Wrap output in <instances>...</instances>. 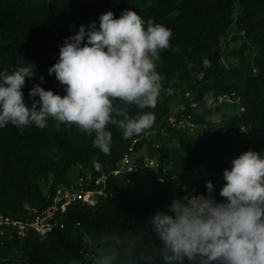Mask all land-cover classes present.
<instances>
[{
  "label": "trees",
  "instance_id": "obj_1",
  "mask_svg": "<svg viewBox=\"0 0 264 264\" xmlns=\"http://www.w3.org/2000/svg\"><path fill=\"white\" fill-rule=\"evenodd\" d=\"M236 1L239 10L232 18L230 11L234 0H179L178 3L175 0H0V72L11 73L18 67L27 66V62L35 65V76L26 78L23 88L25 102L30 104L29 89L33 85L43 87L49 78L55 77V74L48 75V69L58 59L59 46L74 35L80 25L87 26L95 21L98 27L101 14L112 11L119 18L123 11L132 10L144 19L145 26L151 18L171 29V41L179 51L166 53L157 71L165 78L175 75L188 81L190 101L195 102L196 109L189 108L190 101L186 100L185 108L180 112L189 113L190 119L201 125L202 133L172 127L165 118L163 126L154 124L150 129L156 130L152 138H141L136 145L145 143L149 152L155 153L159 162L176 173L195 195L206 194L205 182L210 181L215 188V198L220 201L223 170L230 169L231 160L247 150L264 153V0ZM174 9L176 11L172 13ZM231 22L243 39L240 47L248 50L249 55L238 66L224 69L219 63L217 38L224 26ZM204 60L209 61L210 66L205 67ZM189 63L194 67L189 69ZM193 73L202 75L197 78ZM41 76L44 83L39 80ZM227 78L237 81H226ZM49 90L61 96L65 94L59 83ZM207 90L216 98L235 95L238 110L216 117L206 106L203 93ZM166 98L167 95L162 93V99L154 109L156 118L166 110ZM136 112L133 107L130 115ZM49 124L52 125L51 120ZM167 128L182 144L179 160L199 165L192 173L178 166L172 148L159 142L157 133ZM242 129L246 137L240 136ZM109 130L113 141L110 156L93 148L94 137H91L76 147L63 145L62 154L48 160L46 169L51 174L49 195L44 200L38 198L41 201L38 207L49 201L52 186L67 180V173L74 163L93 164V160L98 159L105 168L114 166L131 139H122L121 131L115 126L110 125ZM16 132L11 124L0 128V209L14 215L19 214L17 209L21 199L29 195L28 187L23 186L20 196L12 201L7 188L9 176L17 165V154L11 148ZM152 141L158 146H152ZM42 142V133H31L26 138L29 147ZM109 183L110 194L98 196L93 205L80 202L68 205L64 210L62 228L53 229L44 236L35 232L22 238L3 236L0 249L18 243L20 259L16 264H83L84 261L79 260L81 252L64 249L70 244L67 234L73 223L78 222L87 238L104 230L121 234L127 231L144 233L151 230L149 222L155 212L168 211L174 199L168 196L170 189H173L175 199L180 198L170 182H161L150 173L139 170L110 175ZM153 239L155 245L160 246V241ZM6 263L0 260V264ZM184 264L188 261L185 260Z\"/></svg>",
  "mask_w": 264,
  "mask_h": 264
},
{
  "label": "clouds",
  "instance_id": "obj_2",
  "mask_svg": "<svg viewBox=\"0 0 264 264\" xmlns=\"http://www.w3.org/2000/svg\"><path fill=\"white\" fill-rule=\"evenodd\" d=\"M171 37V29L151 18L145 26L132 10L119 18L112 11L101 14L98 27L95 21L80 25L59 46L58 59L48 69L63 96L33 85L27 104L23 88L26 78L35 76V65L27 62L11 73L0 72V128L45 129L51 120L56 131L63 126L93 136V148L110 156L109 126L117 127L124 140L144 135L155 124L161 94L171 95L157 71L162 53L179 51ZM203 64L210 66L207 60ZM39 80L45 82L42 76ZM133 107L137 112L130 115ZM230 163L223 170L220 201L206 181V194L192 195L185 187L167 212H155L148 232L104 230L89 236L93 264H264V153L247 150ZM93 166L102 167L98 159Z\"/></svg>",
  "mask_w": 264,
  "mask_h": 264
},
{
  "label": "rangeland",
  "instance_id": "obj_3",
  "mask_svg": "<svg viewBox=\"0 0 264 264\" xmlns=\"http://www.w3.org/2000/svg\"><path fill=\"white\" fill-rule=\"evenodd\" d=\"M179 0H175L178 3ZM239 10V6L236 0H234L232 9L230 11V16L235 17ZM176 9L172 11L174 13ZM86 17V15L84 16ZM242 37L240 32L236 30L234 24L231 22L224 26L222 32L217 38V47L219 49V63L222 68H232L243 63L244 58L249 55L248 50L241 46ZM173 47L174 43L171 41ZM171 50H168L161 54V59L157 62V66L160 67L164 60V55ZM245 69V66L243 68ZM162 74V73H161ZM163 75V74H162ZM164 76V75H163ZM237 81L236 79L227 78L226 81ZM55 77L49 78L45 85L42 87L45 90H49L54 84H57ZM163 86L165 89L171 88V95H167L166 98V110L162 111L161 114L155 120V126H163L165 118L174 117L180 112L181 109L185 108L187 103L186 100H191V92L189 91L188 81L181 80L175 75L165 78L163 81ZM203 97L205 99L206 106L209 108L210 113H214L216 117L225 116L228 113L235 112L238 110L239 105L236 101L235 95H224L219 97H214L211 91H204ZM162 99V94H161ZM189 108L195 110V105L188 103ZM53 123V122H52ZM163 124V125H162ZM12 126V125H11ZM175 128H179L175 125H170ZM16 128V127H15ZM160 128V127H159ZM190 133L200 134L202 133L201 125L193 126L191 129L186 127H180ZM12 138L11 148L17 154V165L12 170L9 181L7 182V188L9 190V195L12 196V201L16 197L20 196V190L23 186L28 187L29 195L24 197L20 201V206L17 209L18 213H24L32 208H37L40 204L38 198L42 197L43 200L47 197L50 172L46 169V164L48 160L52 157H57L62 154L63 145L79 146L82 142L89 140L93 136H86L80 133L77 129L73 128L71 130L65 129L63 126L60 131H56L52 128V125L45 129H38L35 126L30 128L20 130ZM42 133L44 136V142L35 146L29 147L26 144V138L28 134ZM172 130L167 128L163 129L157 133L159 137V142L168 148L173 149L175 158L178 160V166L185 167L190 173H192L196 168L199 167L198 164L193 162L183 163L179 160L182 154L183 147L181 142L174 137ZM246 132L244 129L241 130L240 136L246 137ZM76 173V169L71 167L67 173V179L73 178ZM28 182V185L26 184ZM168 196L174 197L173 189H170ZM68 238H70V244L68 247L64 248L66 251L76 250L81 252V257L79 260L84 261L83 264H93V249L87 247L86 240L87 236L82 231V228L78 223H73L68 229ZM0 260L7 261L6 264H16L19 261L20 248L18 243L9 244L8 247L0 249Z\"/></svg>",
  "mask_w": 264,
  "mask_h": 264
},
{
  "label": "built area",
  "instance_id": "obj_4",
  "mask_svg": "<svg viewBox=\"0 0 264 264\" xmlns=\"http://www.w3.org/2000/svg\"><path fill=\"white\" fill-rule=\"evenodd\" d=\"M190 104L195 105V102L190 101ZM168 122L170 125L188 129L198 125L190 119L189 113L183 112L168 118ZM155 132V129L149 130L144 135L132 138L112 168L102 166L100 170H97L93 164L74 163L72 167L76 169V173L73 178L52 186L49 201L44 206L32 208L18 215L0 209V241L3 236L22 238L29 232L44 236L53 229L62 228L64 210L68 205L80 202L91 206L98 196L110 194V175L139 170L150 173L161 182H170L179 192L180 197L185 194L182 191L185 187L191 193L186 183L176 173L171 172L166 164L160 163L155 153L149 152L145 143L136 145L141 138H152ZM151 145L157 147L158 143L152 141Z\"/></svg>",
  "mask_w": 264,
  "mask_h": 264
}]
</instances>
